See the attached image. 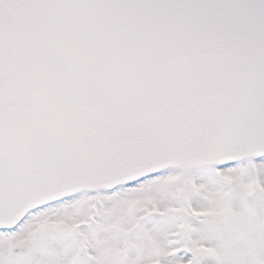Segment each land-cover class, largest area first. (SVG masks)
Here are the masks:
<instances>
[{
    "label": "snow or ice",
    "instance_id": "snow-or-ice-1",
    "mask_svg": "<svg viewBox=\"0 0 264 264\" xmlns=\"http://www.w3.org/2000/svg\"><path fill=\"white\" fill-rule=\"evenodd\" d=\"M0 264H264V0H0Z\"/></svg>",
    "mask_w": 264,
    "mask_h": 264
}]
</instances>
